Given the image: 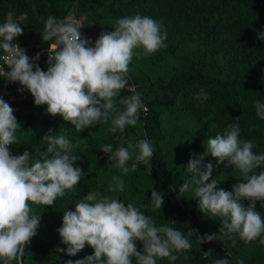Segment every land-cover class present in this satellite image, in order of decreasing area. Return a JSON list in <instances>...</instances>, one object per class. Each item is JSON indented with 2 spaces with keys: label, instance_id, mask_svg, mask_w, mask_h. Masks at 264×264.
<instances>
[{
  "label": "clouds",
  "instance_id": "obj_1",
  "mask_svg": "<svg viewBox=\"0 0 264 264\" xmlns=\"http://www.w3.org/2000/svg\"><path fill=\"white\" fill-rule=\"evenodd\" d=\"M40 19L47 71L36 63L39 53L30 58L25 49L13 43L23 35L21 25L28 20V12L17 15L9 11L0 24V78L20 85L18 91L29 92L35 106H46L48 115L61 117L77 133L110 122L108 132H119L121 143L115 148L100 145L98 151L122 174L135 172L138 164H150L155 148L149 140L124 139L123 134L126 127H136L141 110L146 111L141 93L134 86L129 88V65L134 56L142 58L166 46L167 33H161V25L139 13L123 16L115 20L111 32H101L93 44L82 35L83 24L72 12L63 18L49 15ZM258 39L264 41V33ZM125 89L132 94L122 96ZM208 98L203 88L195 96L196 100ZM253 106L257 117L264 120V102L254 100ZM239 121L237 116L222 134L203 141V153L191 156L186 167L190 176L179 187L178 198L191 193L204 217L220 218L218 234L201 236L188 225L183 226L187 231H181L173 227V220L157 226L152 216L141 211L149 206L153 211L162 209L163 194L157 190H151L150 204L127 202L126 206L118 197L89 191L75 203L74 211L64 212L57 231L68 256H76L86 245L93 254L66 264H132L133 257L136 264H157L164 259L175 264L180 253L192 251L193 239L202 245L238 236L244 243L258 240L264 246V216L256 208L257 202L264 208V170L256 171L264 167V154L253 151L254 140L241 139ZM18 130L21 126L13 108L0 96V264H24L26 249L40 224V215L32 206H52L86 175L74 166L81 159L75 151L78 145L51 129L42 138L45 150L13 155L9 147L19 143ZM208 156L217 166L224 164L237 173L231 192L218 190V181L210 179L213 164L204 163ZM112 181L109 192L124 191L125 181L119 175ZM243 201H248L247 207ZM137 242L142 250H137ZM213 264L230 261L217 258ZM236 264L244 261L239 259Z\"/></svg>",
  "mask_w": 264,
  "mask_h": 264
},
{
  "label": "trees",
  "instance_id": "obj_2",
  "mask_svg": "<svg viewBox=\"0 0 264 264\" xmlns=\"http://www.w3.org/2000/svg\"><path fill=\"white\" fill-rule=\"evenodd\" d=\"M73 6L78 17L85 16L92 23L81 32L83 36L93 35V44L101 32L113 30L117 18L137 13L156 20L161 33H167L165 47L142 58L134 56L129 65V88L134 86L141 93L146 111L141 110L136 127H126L123 138L147 139L155 152L150 164H138L135 172L124 175L98 151V145L118 146L119 132H108L105 141L91 142L87 138H91V133L88 134L91 127L77 133L61 117L48 115L46 106H35L29 92L24 91V97L12 100L10 106L21 130L17 132L19 143L11 146V152L21 155L27 150L35 155L36 151L45 150L47 145L42 138L51 129L53 134L63 133L78 145L75 151L81 159L74 166L86 173L73 190L52 206H32L34 213L40 215V224L26 249L24 264H66L68 260H81L93 254V249L86 245L76 256H68L67 246L57 231L62 226L64 212L74 211L75 203L89 191L118 197L126 206L127 202L150 204L151 190H157L163 194L162 209L141 208L145 215L155 219L157 226L173 220L176 222L173 227L181 231H187L183 226L188 225L201 236L218 234L219 217H204L191 193L178 198L179 187L190 176L186 172L189 160L179 164L163 149L166 141L163 119H175L180 114L194 122L186 147L192 156L202 154L203 141L222 134L227 124L240 116L241 139L254 140L253 151L264 154V120L257 117L253 106L254 100L264 102V41L258 39L264 33V0H0V24L9 11L17 15L27 11L28 20L21 25L23 35L13 43L25 49L28 56L40 53L36 63L47 71V46L39 35L43 30L40 17L63 18ZM2 86L8 96L19 92L18 84L2 79ZM201 88L207 93V100L195 99ZM130 94L128 89L121 93ZM102 124L108 131L110 122ZM208 162L213 164L210 179L218 181V190L231 192L237 183V173L232 168L226 169L224 164L217 166L210 156L205 157L204 163ZM131 163L128 162L129 166ZM261 170L264 167L256 171ZM115 175L125 181L123 192L108 191ZM242 203L247 207L248 201ZM256 208L264 216L259 202ZM192 244V251L180 253L175 264H213L217 258H227L230 264H236L239 259L244 264H264V246L258 240L244 243L235 236L233 240L202 245L193 239ZM57 248L65 252H57ZM137 250H142L139 242ZM157 264L170 262L164 259Z\"/></svg>",
  "mask_w": 264,
  "mask_h": 264
},
{
  "label": "rangeland",
  "instance_id": "obj_3",
  "mask_svg": "<svg viewBox=\"0 0 264 264\" xmlns=\"http://www.w3.org/2000/svg\"><path fill=\"white\" fill-rule=\"evenodd\" d=\"M70 12L74 14V17L78 19L82 24L83 28L81 31L85 29L86 26H91L92 23L85 16H77L76 7L73 6L70 9ZM90 41L94 38L93 35H84ZM13 96H8L10 99V104L12 100L18 98V92H12ZM11 94V95H12ZM33 99L32 96H28ZM164 133L166 135V141L163 143V149L168 151V154L174 161H179V164L185 161H188L191 157V154L186 150L187 140L189 138V133L194 129V122L183 115H178L175 119L164 118ZM91 133V138L88 136V140L96 141H105L107 139L108 131L104 128L103 124H97L95 127H91L88 131V134ZM87 134V135H88ZM100 146V145H98ZM132 264H136L135 258H132Z\"/></svg>",
  "mask_w": 264,
  "mask_h": 264
},
{
  "label": "built area",
  "instance_id": "obj_4",
  "mask_svg": "<svg viewBox=\"0 0 264 264\" xmlns=\"http://www.w3.org/2000/svg\"><path fill=\"white\" fill-rule=\"evenodd\" d=\"M38 53H36V54H33V55H30L29 57L30 58H34L36 55H37ZM40 54V53H39ZM40 57H41V55H40ZM0 96H2L3 97V99L10 105V99H9V97H8V94H7V92H6V90H5V88L2 86V78H0ZM10 149H11V146L9 147V151H10ZM11 152V151H10ZM13 155H15L13 152H11Z\"/></svg>",
  "mask_w": 264,
  "mask_h": 264
},
{
  "label": "crops",
  "instance_id": "obj_5",
  "mask_svg": "<svg viewBox=\"0 0 264 264\" xmlns=\"http://www.w3.org/2000/svg\"><path fill=\"white\" fill-rule=\"evenodd\" d=\"M18 94H19V95H18L19 97H24V96H25V94H24V93H21V92H18ZM29 96H31V94H30ZM30 98H31V97H30Z\"/></svg>",
  "mask_w": 264,
  "mask_h": 264
}]
</instances>
